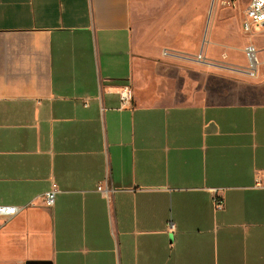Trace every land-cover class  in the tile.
I'll list each match as a JSON object with an SVG mask.
<instances>
[{"label": "crops", "instance_id": "1", "mask_svg": "<svg viewBox=\"0 0 264 264\" xmlns=\"http://www.w3.org/2000/svg\"><path fill=\"white\" fill-rule=\"evenodd\" d=\"M221 33L190 55L140 45L133 0H0V264H264V27Z\"/></svg>", "mask_w": 264, "mask_h": 264}, {"label": "rangeland", "instance_id": "2", "mask_svg": "<svg viewBox=\"0 0 264 264\" xmlns=\"http://www.w3.org/2000/svg\"><path fill=\"white\" fill-rule=\"evenodd\" d=\"M202 8L204 15L203 24L194 32L170 31L173 14L178 7H186V14L193 12L188 9L192 0H133L135 8V28L138 43L142 46L160 45L166 49H179L193 55L191 51L195 47L210 42H222L220 37L222 30H241L246 5L249 0H204ZM188 15V16H189ZM186 30L188 22L179 24ZM180 29V28H179ZM185 30V29H184Z\"/></svg>", "mask_w": 264, "mask_h": 264}, {"label": "built area", "instance_id": "3", "mask_svg": "<svg viewBox=\"0 0 264 264\" xmlns=\"http://www.w3.org/2000/svg\"><path fill=\"white\" fill-rule=\"evenodd\" d=\"M253 26H260L264 27V0H249V3L246 7L244 20L242 23L243 31L250 32ZM246 57L250 63V71L255 69V65L258 63L257 60V49L253 45H248L245 48ZM197 59L203 60L202 54L197 56ZM120 99L123 105L128 104L134 98V91L130 86H124L120 92ZM254 187L258 189H264V170L258 172L255 177ZM98 190L103 192L104 194L108 195V193L112 192L113 189L110 188L108 185L99 186ZM213 194V202L217 210L224 209V201L223 198L219 195L218 190L213 189L211 190ZM59 193V189L57 185H53L48 191L44 194V201L45 206L48 208L54 207L56 203V197ZM21 208L17 206H1L0 207V216L4 217L6 220H10L15 217ZM172 228L173 225L170 224Z\"/></svg>", "mask_w": 264, "mask_h": 264}]
</instances>
